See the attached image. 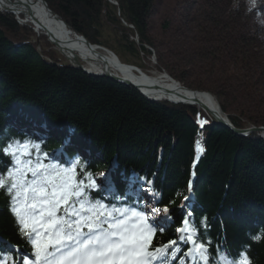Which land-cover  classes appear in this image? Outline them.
<instances>
[{"label":"trees","instance_id":"trees-1","mask_svg":"<svg viewBox=\"0 0 264 264\" xmlns=\"http://www.w3.org/2000/svg\"><path fill=\"white\" fill-rule=\"evenodd\" d=\"M45 1L71 31L84 35L92 44L105 45L101 37L109 24L119 47L132 54L150 52L143 45L136 46L131 36L136 30L141 43L152 46L148 20L155 0H116L118 6L109 0ZM234 4L243 15L247 0H234ZM252 13L255 11L248 15L254 17ZM121 17L135 30L125 26ZM217 34L225 47L229 38ZM37 35L30 22H20L14 14L0 10V145L11 139L40 137L44 152L60 158L65 166L79 155L81 166L95 178L99 174L98 182L105 174L117 195L125 192L128 177L146 178L153 183L144 187L156 196L143 192L140 196L148 203L158 199V206L172 209L166 232L157 234L154 244L177 239L176 229L187 210L181 209L183 203L191 209L192 223L199 227L203 240L211 242L210 253L215 255L222 246L236 254L247 244L253 264H264V238L259 243L250 239L264 233L261 133L235 134L195 104L151 100L133 86L89 75L63 63L62 55L44 35L39 36L38 50ZM231 44L230 49L236 51L235 68L212 56L215 59L206 64L205 71L211 82L201 78L200 83H194L189 78L190 84L184 85L210 91L236 127L264 125V94L254 84L264 73L253 78L247 72L251 59L236 49L241 42L231 40ZM185 58L192 59L189 55ZM179 69L185 73V68ZM189 70L192 74L194 67L188 69L187 76ZM249 70L256 74L252 67ZM169 71L178 80L184 78L182 71L174 73V67ZM198 119L207 123L201 127ZM198 140L204 152L197 160ZM7 164L8 158L0 156V169ZM93 196L110 205L124 203L102 190ZM184 196L189 199L182 202ZM14 246L22 253L28 250L18 235L8 199L0 193V248ZM179 247L182 255L186 246Z\"/></svg>","mask_w":264,"mask_h":264},{"label":"snow or ice","instance_id":"snow-or-ice-1","mask_svg":"<svg viewBox=\"0 0 264 264\" xmlns=\"http://www.w3.org/2000/svg\"><path fill=\"white\" fill-rule=\"evenodd\" d=\"M254 11L261 17L264 5L247 0V12ZM259 23L264 27V19ZM197 122L201 127L207 123ZM42 144V138L33 136L0 145V156L8 158L7 166L0 169V193L7 197L18 235L28 249L22 253L16 246L0 248V264H253L247 244L236 254L222 246L215 255L210 253L211 242L203 240L192 223L191 209L183 203L181 209L187 210L176 229L177 239L154 244L157 234L166 232L172 209L158 206V199L148 203L140 196L142 192L156 196L144 187L152 181L133 175L127 178L125 192L117 195L105 174L98 182L81 166L79 155L65 166L60 158L44 152ZM203 152L198 140L197 160ZM101 190L124 203L116 206L96 199L93 193ZM262 238L264 233L250 236L256 243ZM180 244L186 246L182 255Z\"/></svg>","mask_w":264,"mask_h":264},{"label":"rangeland","instance_id":"rangeland-1","mask_svg":"<svg viewBox=\"0 0 264 264\" xmlns=\"http://www.w3.org/2000/svg\"><path fill=\"white\" fill-rule=\"evenodd\" d=\"M234 5V0H155L148 20V33L152 39V43H150L152 46L148 43L142 44L149 49L150 54L143 53L142 50L138 54H132L119 47L109 24L103 28L101 38L105 45L101 46L107 49L112 48L119 54L122 61L140 65L147 73L167 72L174 78L169 68L174 67V73L183 72L179 68H185L184 78L179 81L189 85V78L194 83H200L201 78L203 82H211L206 79L208 73L205 71L206 64L208 65L211 59L212 61L215 59L212 56L218 57L221 64L224 61L223 63L228 64L229 68H235L233 54L236 51L235 48L233 51L231 50L232 44L230 45V43L231 40H236V42L240 41L243 46L240 45V48L236 49L242 50L241 52L251 59L248 61L247 72L253 74V78L261 77L260 72L264 73V27L259 23V19H264V15L258 18L257 12H255L252 13V15L255 14L254 17H251L248 15L250 13L247 12V8L242 9L243 15H240ZM260 5H264V0L260 1ZM217 31L229 38L230 41L225 47L222 46L223 42L219 41ZM138 41L141 43L140 40ZM39 42L37 43L38 50H40ZM139 43L135 41L136 46ZM188 55L192 58L191 60L185 58ZM61 59L63 63L69 64L70 62L64 56H61ZM215 62H219V60L217 59ZM198 64H203L200 65L202 70H199ZM193 67L194 71L190 74L192 70H189L190 75L187 76L186 72ZM251 67L255 70V75L250 72ZM194 78L196 80H193ZM261 78L262 80L254 84L264 94V77ZM193 88H195L194 90H204L215 99L207 89H202L197 85ZM231 110L234 111V109ZM250 125L253 124L248 126ZM96 178L99 179L100 175L98 174Z\"/></svg>","mask_w":264,"mask_h":264},{"label":"bare ground","instance_id":"bare-ground-1","mask_svg":"<svg viewBox=\"0 0 264 264\" xmlns=\"http://www.w3.org/2000/svg\"><path fill=\"white\" fill-rule=\"evenodd\" d=\"M18 2L13 8L20 14L21 10H25L23 4L29 6L32 17L29 12L25 11L23 19L33 25L37 34L46 36L47 40L52 43L53 47L66 58L67 61L73 60V56L81 62L86 68L92 71H110L133 82L146 81L153 83L152 86H146L142 91L152 98L161 99H177V97H186L190 99L195 96L204 103L213 112L219 111L218 105L214 98L207 92L196 90L192 92L182 83L177 82L168 73H147L145 71L134 73L130 71L129 63L123 62L115 52L110 49L95 47L89 48L84 40L76 36L72 31H68L60 21L54 18L40 1L16 0ZM186 95V96H185ZM201 109L202 107L199 106Z\"/></svg>","mask_w":264,"mask_h":264},{"label":"water","instance_id":"water-1","mask_svg":"<svg viewBox=\"0 0 264 264\" xmlns=\"http://www.w3.org/2000/svg\"><path fill=\"white\" fill-rule=\"evenodd\" d=\"M27 1H32V0H27ZM35 1H40L42 2V4L45 6L46 10L54 17L56 18L58 21H60L65 27L68 28L66 22L64 20H62L56 13H54L50 7L48 6L47 2L45 0H35ZM18 2L16 0H0V10H3L5 12H10L14 15H16V17L22 21V22H26V19H21L18 15L19 13L16 12V10L13 8V5ZM23 7L25 10H21L20 14L21 15H24L25 14V11L26 12H29V16H33L31 14V11H30V8L28 5L26 4H23ZM68 31H71L70 28H68ZM76 36L82 38L85 42V44L93 49L95 47H102V48H105L103 46H99L97 44H92L84 35L82 34H77L76 32L72 31ZM36 41L37 43L40 41V37L39 35H37L36 37ZM107 49V48H106ZM70 65H72L73 67H76V68H79L83 71H85L87 74L89 75H92V76H104V77H107L115 82H118V83H122V84H125V85H130V86H133L134 88H136L137 90L140 91L141 94H143L144 96H146L147 98L151 99V100H154L156 98H152V97H149L148 95H146L142 89L146 86H152L153 83H148L146 81H142V82H133L129 79H127L126 77H122V76H119L117 74H113L112 72L110 71H99V72H96V71H92L88 68H86L81 62H79L77 60V57L74 55L73 56V60L71 59L70 62H69ZM129 69L130 71L134 72V73H138V72H141V70L137 67V66H134V65H129ZM203 91V90H202ZM192 92H196V90H192ZM186 96V95H185ZM169 101H180V102H192V103H195L197 104L198 106H201L202 109L208 111L213 117L214 119L216 120V122H218L219 124L221 125H224L226 126L228 129H230L233 133L235 134H238V135H246L248 133H252V132H261L262 136L264 137V125H250L248 127H236L235 125L232 124V122L229 120L228 116L221 112V109L219 107V104H218V108H219V111L216 110V112L212 111V110H208L209 108L204 104L202 103L198 98H196L195 96H191L190 99H186V97H177V99H172V98H169L167 99Z\"/></svg>","mask_w":264,"mask_h":264},{"label":"built area","instance_id":"built-area-1","mask_svg":"<svg viewBox=\"0 0 264 264\" xmlns=\"http://www.w3.org/2000/svg\"><path fill=\"white\" fill-rule=\"evenodd\" d=\"M116 3V2H115ZM129 26L130 27H132V28H134V26L132 25V24H129ZM133 39L136 41V42H138L139 43V39H138V34L137 33H135V35L133 36Z\"/></svg>","mask_w":264,"mask_h":264}]
</instances>
